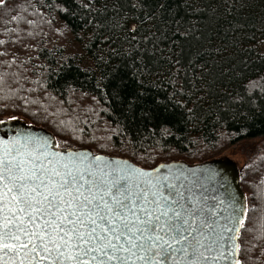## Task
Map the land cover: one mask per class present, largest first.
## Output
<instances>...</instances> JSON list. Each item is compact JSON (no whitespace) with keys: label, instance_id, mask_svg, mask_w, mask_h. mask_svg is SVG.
<instances>
[{"label":"trees","instance_id":"trees-1","mask_svg":"<svg viewBox=\"0 0 264 264\" xmlns=\"http://www.w3.org/2000/svg\"><path fill=\"white\" fill-rule=\"evenodd\" d=\"M0 117L142 168L264 136V0H2ZM238 264H264V154Z\"/></svg>","mask_w":264,"mask_h":264},{"label":"snow or ice","instance_id":"snow-or-ice-1","mask_svg":"<svg viewBox=\"0 0 264 264\" xmlns=\"http://www.w3.org/2000/svg\"><path fill=\"white\" fill-rule=\"evenodd\" d=\"M86 160L0 144V264H227L223 235L204 247V209L174 186Z\"/></svg>","mask_w":264,"mask_h":264},{"label":"water","instance_id":"water-1","mask_svg":"<svg viewBox=\"0 0 264 264\" xmlns=\"http://www.w3.org/2000/svg\"><path fill=\"white\" fill-rule=\"evenodd\" d=\"M16 142L19 145L27 144L38 153H57L64 157L75 154L80 158L86 157V162L98 165L105 173L111 172L110 179H116L121 174L127 175L133 169H142L150 173L153 180H160L174 186L186 195L187 201H193L196 206L204 209V213L197 218V225L199 219L206 218L209 228L203 229L204 238L200 243L204 247H214L212 240L217 236L210 230L223 235L224 239L221 243L228 250L225 253L229 257L227 264H237V237L245 208L237 188L235 189L233 181L227 175L228 168L221 169L211 163L190 165L183 162L159 163L152 168H142L128 159L105 156L87 149H58L55 147L52 135L40 128L0 127V144L12 146ZM95 157L102 159L96 161ZM209 209H213L214 212L208 211ZM225 217L229 218L228 221ZM221 226L227 228L225 233H221ZM196 238L199 239V237ZM205 255L207 261H201V264H212L215 253H205ZM177 259L183 261L182 256H178ZM220 264L225 262L221 261Z\"/></svg>","mask_w":264,"mask_h":264},{"label":"rangeland","instance_id":"rangeland-1","mask_svg":"<svg viewBox=\"0 0 264 264\" xmlns=\"http://www.w3.org/2000/svg\"><path fill=\"white\" fill-rule=\"evenodd\" d=\"M2 0H0L1 2ZM19 127V126H30L26 124L20 118L17 117H0V127ZM50 134V133H49ZM53 137V136H52ZM55 140V145L60 147V144ZM65 149V148H64ZM67 149V148H66ZM264 154V136L253 137L249 139H242L237 143L230 145L227 149L223 150L216 156H214L210 161L205 163H211L221 169L228 168L227 175L233 181V186L237 188V193L241 196L243 201V206L245 210L250 207L249 196L247 193H244L239 184L240 177L243 176L244 170L250 167L254 163H259L261 155ZM230 180V181H231ZM237 186V187H236ZM242 226H245V221L241 223Z\"/></svg>","mask_w":264,"mask_h":264},{"label":"flooded vegetation","instance_id":"flooded-vegetation-1","mask_svg":"<svg viewBox=\"0 0 264 264\" xmlns=\"http://www.w3.org/2000/svg\"><path fill=\"white\" fill-rule=\"evenodd\" d=\"M55 147L58 148V149H64V148L58 147L57 145H55Z\"/></svg>","mask_w":264,"mask_h":264}]
</instances>
